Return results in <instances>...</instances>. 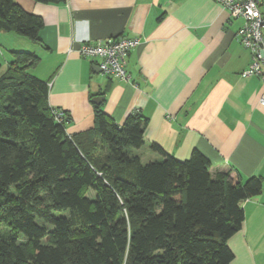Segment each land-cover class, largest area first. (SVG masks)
I'll list each match as a JSON object with an SVG mask.
<instances>
[{
  "label": "trees",
  "instance_id": "trees-1",
  "mask_svg": "<svg viewBox=\"0 0 264 264\" xmlns=\"http://www.w3.org/2000/svg\"><path fill=\"white\" fill-rule=\"evenodd\" d=\"M42 27L0 0V30L40 41ZM11 52L0 74V264H233L229 239L261 176L212 173L198 149L181 160L157 142L162 158L144 162L134 150L149 118L134 111L119 124L104 102L94 128L71 135L70 113L57 117L48 82L30 71L40 57Z\"/></svg>",
  "mask_w": 264,
  "mask_h": 264
},
{
  "label": "crops",
  "instance_id": "crops-1",
  "mask_svg": "<svg viewBox=\"0 0 264 264\" xmlns=\"http://www.w3.org/2000/svg\"><path fill=\"white\" fill-rule=\"evenodd\" d=\"M16 1L42 17L41 40L0 30L5 67L12 50L40 57L30 71L48 82L49 104L70 113L69 134L94 128L95 97L102 96L119 124L134 111L149 118L145 142L134 150L144 162L162 158L151 148L157 142L181 160L198 149L212 173L263 178L262 191L242 202L245 219L229 246L233 264H264V81L242 76L252 62L238 38L244 18H232L217 0ZM120 36L139 40L127 56V78L105 74L80 51L86 41Z\"/></svg>",
  "mask_w": 264,
  "mask_h": 264
},
{
  "label": "built area",
  "instance_id": "built-area-1",
  "mask_svg": "<svg viewBox=\"0 0 264 264\" xmlns=\"http://www.w3.org/2000/svg\"><path fill=\"white\" fill-rule=\"evenodd\" d=\"M229 11L232 18H244V24L238 30L239 40L251 51L252 62L242 72L247 77L257 75L264 81V15L261 10L262 0H217ZM139 43L137 38L120 36L98 43L84 42L80 51L97 61L100 69L107 75L116 78H127V56L130 50ZM264 105V90L260 96ZM60 113V114H59ZM59 114V115H58ZM63 116L62 110L57 117Z\"/></svg>",
  "mask_w": 264,
  "mask_h": 264
},
{
  "label": "rangeland",
  "instance_id": "rangeland-1",
  "mask_svg": "<svg viewBox=\"0 0 264 264\" xmlns=\"http://www.w3.org/2000/svg\"><path fill=\"white\" fill-rule=\"evenodd\" d=\"M1 45V50L3 51V53L4 52H6L7 51V49H6V47L3 45V44H0ZM8 56H9V53H8ZM0 58H1V60H2V62H3V66H2V68L0 69V74L1 73H3L4 72V70H5V63H6V61H5V58H4V56H3V54H2V52L0 51ZM56 113H58V112H56ZM60 114V113H59ZM58 114V115H59Z\"/></svg>",
  "mask_w": 264,
  "mask_h": 264
},
{
  "label": "water",
  "instance_id": "water-1",
  "mask_svg": "<svg viewBox=\"0 0 264 264\" xmlns=\"http://www.w3.org/2000/svg\"><path fill=\"white\" fill-rule=\"evenodd\" d=\"M102 100H103V97H102V96H97V97H95V101H96L97 103H101Z\"/></svg>",
  "mask_w": 264,
  "mask_h": 264
}]
</instances>
